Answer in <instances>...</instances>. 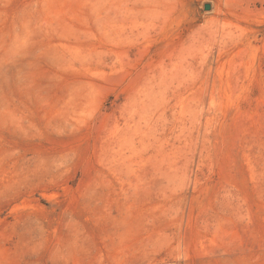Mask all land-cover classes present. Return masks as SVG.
<instances>
[{
    "label": "rangeland",
    "instance_id": "1",
    "mask_svg": "<svg viewBox=\"0 0 264 264\" xmlns=\"http://www.w3.org/2000/svg\"><path fill=\"white\" fill-rule=\"evenodd\" d=\"M0 264H264V0H0Z\"/></svg>",
    "mask_w": 264,
    "mask_h": 264
},
{
    "label": "water",
    "instance_id": "2",
    "mask_svg": "<svg viewBox=\"0 0 264 264\" xmlns=\"http://www.w3.org/2000/svg\"><path fill=\"white\" fill-rule=\"evenodd\" d=\"M207 9H208V10L210 9V5L207 6Z\"/></svg>",
    "mask_w": 264,
    "mask_h": 264
}]
</instances>
